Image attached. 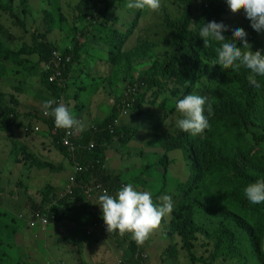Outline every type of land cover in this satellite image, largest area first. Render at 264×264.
Masks as SVG:
<instances>
[{"label":"trees","instance_id":"obj_1","mask_svg":"<svg viewBox=\"0 0 264 264\" xmlns=\"http://www.w3.org/2000/svg\"><path fill=\"white\" fill-rule=\"evenodd\" d=\"M20 2L27 3L28 7L35 10L32 0H20ZM40 2L43 4L44 31L35 30L32 45H24L19 51L14 52L0 39V80L16 73L13 68L25 75H32L35 71L40 72V86L35 94V101L42 100L43 106L45 101L64 99L70 82L71 85L78 84L75 76L80 73L83 67L81 64L84 62L88 65L91 57L86 55L81 59L84 50L78 43L70 44L80 35L88 40L89 46L93 43H101V46H104L102 49H106L109 53L110 63L114 65L115 70L119 67L126 69L124 77L128 76L135 65L142 67L139 90L133 96L131 95L134 101L131 118L138 116L136 123L141 119V106L146 101L148 93L163 87L165 81H171L177 85L178 88L173 92L175 97L190 92L196 81L205 73L201 71L200 66L217 61L216 48L220 45L213 41L210 47L205 48L203 38L199 36L205 23L216 21L225 24L228 31L223 34L227 39H232L233 29H244L248 42H252V50H260L264 54V47L255 36L250 24L241 23L235 27L231 25L237 22V18H240L242 22L246 20V17L243 9L233 13L228 7L227 0H179L182 5L181 15L176 19H171L165 25L169 41L164 39L149 44L130 46H126L129 36L135 35V40H138L139 36L142 38V34L139 35V31H142V26H139L141 10L133 13L132 19L127 22V28L130 29L127 32L117 26L121 24V21L117 19L119 16L115 9L118 7L125 11L128 0H79L73 10L72 23H70L71 20L63 17L62 13H58L61 0H40ZM69 6L73 5L69 4ZM0 10L13 16L14 23L25 27L24 20L14 12L13 0H0ZM55 29L63 32V38L59 37L56 41L47 38V35ZM2 33L7 40H10V33L7 31ZM59 43L64 46L61 47ZM159 44L168 49L167 54L162 58H156L154 54V49ZM81 46L86 48L87 45L83 43ZM55 49L62 53V64H64L61 66L64 73L62 87L57 82H49V76L55 72V69L48 66L45 70L42 67L48 65ZM23 54L35 56L37 61L33 62ZM68 55L72 59L70 63H65ZM7 67L12 69L5 73ZM215 70L220 71L221 74L217 85L212 87L209 93L212 113L209 115L207 112L206 114L210 128L203 132V138L193 137L180 129L173 134L158 136L149 143V146L157 148L158 152L153 151L149 161L144 162L133 173L113 174L105 167L106 153L116 138L124 133L128 137L123 142L129 143L137 131V124L122 127H119L120 124H115L122 117L121 102H123L126 89L122 92V98L116 102L108 118L89 128V131L81 132L76 143L84 147L94 142V147L90 150L84 148L79 150L74 159L62 144L63 132L55 126L54 117L46 116L43 111L34 115L33 117L43 124L47 134L52 136L54 147L64 158L72 165L78 163L83 167V172L77 178L81 187L75 189L73 196L61 199L62 208L51 207L49 209V213L55 215L52 221H58L59 216L66 213L68 202L73 199L90 214L89 217L93 219V222H104L102 211L93 212L91 202L86 201L85 192L92 182L102 183L109 192L116 193L123 185L143 180L145 173L156 172V176L149 177V181L158 180L157 189L151 194L152 197L158 198L164 193L166 185L168 155L171 151L179 150L189 164L190 180L181 185L182 198L172 213L171 231L180 239L181 249L187 253L189 260L192 263L217 264L224 257H230L239 258L243 264H249L241 250L242 243L246 241L253 250L257 264H264L262 249L264 206L251 204L244 195V189L249 184L264 179V119L258 120L257 117L258 112L264 107V102L260 97V93L264 92V77H257L261 87L255 88L249 83L247 79L249 72L244 67L239 70H220L219 67H215ZM153 96H159V92L156 90ZM5 101L7 97L0 92L1 123L4 125L3 129L11 130L13 120L19 116L18 110L11 105L15 103L17 107H20V103L14 97L10 98V104ZM128 101L131 100L128 99ZM167 103L168 101L164 100V105ZM17 126L22 127L20 122ZM55 128L58 129L56 133ZM94 128H97L96 132ZM203 178L211 179L216 190H223L222 199L212 198L211 194L215 195V193L209 191L206 184L202 183ZM36 189L39 201L32 197L30 199L36 205L35 209L46 211L47 204L58 197L54 194L56 190L53 188ZM224 199L230 207L222 204ZM199 213H204L217 221L218 226L212 231L208 230L197 220ZM114 234L119 235L118 231ZM199 234L212 242V250L208 257L196 253ZM242 236L244 239L239 245V237ZM121 238L129 245L123 255V261L129 264H144L142 245H137L131 239L130 234L126 233ZM5 241L4 236H1L0 264H20L11 256V244ZM172 247L173 251H168L167 259L169 260L177 258L179 254L177 242L173 244L172 240Z\"/></svg>","mask_w":264,"mask_h":264},{"label":"rangeland","instance_id":"obj_2","mask_svg":"<svg viewBox=\"0 0 264 264\" xmlns=\"http://www.w3.org/2000/svg\"><path fill=\"white\" fill-rule=\"evenodd\" d=\"M19 1V0H18ZM71 1V2H68ZM79 0H61L60 9L58 13H62L68 20L72 19V15H74V8L76 7V3ZM34 3V9L42 8L43 4L40 0H32ZM69 4L73 5L72 7ZM162 7L159 11H151L147 8L145 9H129L125 8H115L117 12V19H119L121 24H118L120 28L125 29L127 32L130 30L127 28V22L132 19L133 13H137V10H141L140 16L141 19L139 21V26H142V31H139V35L142 34V38L138 37V40L134 39L135 35L129 36L126 40V46L130 45H140L142 43L149 44L153 41H161L166 40L169 41V35L165 30V25L171 19H176L181 15L182 5L179 0H161ZM27 13L22 14V7L16 9V12L20 15V17L26 19L27 26L26 28L29 30L26 32L24 27L19 25H14L12 17L8 13H3L0 11V37L5 41L6 39L3 37L2 32L7 31L10 33V41H6L7 45L13 50L19 49L23 47L22 42L27 41L31 42L32 40V21L34 18L33 9L26 7ZM124 12V14H123ZM231 14V13H230ZM232 15V14H231ZM2 22L4 24H2ZM40 23V20L38 21ZM72 23V20L71 22ZM228 23V22H227ZM241 23L250 24V21L247 19L241 22L240 18H237V22L231 24L233 26L240 25ZM251 25V24H250ZM121 29L122 31H125ZM254 30V29H253ZM255 32V36L262 43L264 47V32ZM18 37V38H17ZM59 37L63 38L62 31H53L47 35V38H51L52 40H58ZM78 45L84 50L83 57L89 55V57L95 59L93 61L92 66L90 68L88 65L81 64L82 69L80 73L75 76L77 81V85H72L69 91L64 97L66 101V106H68L75 117L81 120L85 128L83 132L89 131V128L92 126L98 125L100 122L104 121L108 118L113 110L116 102L122 98V92L127 89L129 86H134L136 88V92L138 91V86L141 83V66L135 65L133 70L125 76L126 69L119 67L115 70V67L112 63H110L109 53H107L104 46H101V43H93L91 46L88 44V40H85L83 36L75 38L70 42L71 45ZM85 43L87 46L84 48L81 44ZM252 45V42H249ZM62 47L64 46L62 43H59ZM239 46H242L240 43ZM86 50V51H85ZM168 52V49L162 45H157L154 49V54L156 58L164 57ZM28 58H36L35 56H24ZM91 58H89L91 60ZM214 64V63H213ZM209 63L202 64L200 66L201 71L205 73L196 81L195 86L191 89L190 92L185 94H181L178 97L173 95V92L176 90L177 85L171 81H165V85L159 89H155L150 92L146 96V101L143 102L141 106V119L136 123L138 116L131 118L132 111V103L129 111L126 116L122 117L119 127L123 125L133 126L137 124V131L135 137L129 141V143H124L128 137L124 133H122L116 140L110 145L107 153H106V163L105 167L108 171L113 174H120L124 172H136L144 162H148L152 157L153 151L158 152L157 148H152L149 146V143L152 139L161 136L163 134H173L176 130H179L175 125V120L181 118L179 113L176 112L175 105L178 100L183 99V97L187 94H198L202 96L208 97L209 102V93L212 87L217 85L218 77L221 74L220 71H216L215 67H219L220 70L222 67L219 64L213 65ZM16 71L14 74H10L7 78L3 79L4 81L7 79V83L3 86L2 90L6 93L14 91L17 93L18 91L23 94V104L20 103L18 111L21 109V112L25 114V119L21 122V125L24 129V136L18 137L14 136L13 139L16 140L10 141V144L6 145L10 148V152L3 149L2 143L5 142V137L0 146V192L4 195L10 194L12 190L15 189H24L26 192L25 198H29V211L32 213L36 208V205L32 202L30 197H35L38 192H35L36 188L41 189H50L53 188L57 190L59 193L64 188V185L67 184L70 176L74 173V168L72 164L65 158H62L60 161L55 158L56 152L52 157H45L44 154L40 153L38 150L31 149V145L36 148L38 143H32L31 138L38 137L44 140V145L46 148L56 149L53 145L52 139L46 132V129L43 127L40 121L35 119L33 116L39 112L44 110V106L42 105V100L32 101L31 103H26L25 101L33 99L35 94L39 91L40 86V72L35 71L32 75H25L18 71V69L13 68ZM9 73V72H8ZM80 87V89H78ZM1 90V89H0ZM159 92V96H153L155 91ZM77 94V97H75ZM21 95H18L20 98ZM260 97L264 102V92L260 93ZM164 100H167L168 103L164 105ZM122 101V100H121ZM124 101V98H123ZM132 101V100H131ZM122 108H123V102ZM38 106L39 111L34 110L31 107ZM207 111H205V115ZM258 120L264 119V107L257 114ZM257 120V121H258ZM164 121H166V126ZM17 125V123H16ZM97 128H94L96 132ZM2 129L0 132H9L10 130ZM80 132H77L79 134ZM4 135V134H3ZM200 138H203V133L197 135ZM43 145V144H42ZM151 147V148H149ZM47 154L51 152V150L47 151L43 149ZM56 151H58L56 149ZM59 152V151H58ZM160 153V152H159ZM59 155L62 154L59 152ZM162 155V153H161ZM169 162L167 164V176H166V185L164 189V193L161 195H168L172 198L173 202V211L177 204L179 203L181 196V185L186 184L190 180V167L189 164L184 160L181 151H171L169 153ZM63 157V156H62ZM62 163H59L61 162ZM141 172V171H140ZM139 173V172H137ZM155 173H145L143 180H140L137 183H134L133 186L138 191H148L152 194L157 189L158 180L149 181V177H155ZM147 182H150L147 184ZM202 183L206 184V187L209 191L214 192L211 194L212 198L223 197V190H216L212 185L211 179L203 178ZM35 187V189H34ZM221 191V192H220ZM111 195H115L116 193L110 192ZM155 198L152 197L154 203H160V197ZM3 198V195H2ZM99 198V197H98ZM97 200V199H96ZM96 200L94 202H96ZM98 203V201H97ZM95 204L93 212H101L100 206ZM224 206H229L224 199L222 201ZM261 206H264V203H259ZM75 209L72 210L73 220L77 225H88L85 222V219H89L88 222L93 219L86 214L76 205L73 204ZM92 207V206H91ZM230 207V206H229ZM99 209V210H98ZM35 209L34 211H36ZM93 210V207H92ZM173 211L165 218L162 219V228L160 232L158 229L154 230L150 233L149 237L145 240L142 245L143 252L142 258L144 260V264H201V263H192L187 253L181 249V242L175 234L170 233L172 227V213ZM0 212H2L0 210ZM30 214V213H29ZM28 214V215H29ZM19 213L15 215L14 212L8 213L3 218L2 213H0V227L5 224L9 225L10 222L14 223L16 220H20L23 222L25 216ZM28 217V216H27ZM10 220V221H9ZM197 220L207 227L208 230H214L218 225L217 221L212 220L210 217L206 216L204 213H199L197 216ZM7 222V223H6ZM97 224V223H96ZM23 226L24 237L26 238H34V234L38 233V228L34 227L28 230ZM58 229V234L55 233V237L59 239L60 244L65 248L73 249V246H69V232L66 228ZM54 232V230L50 231ZM4 236L5 239H14L16 237V233H11L9 228H2L0 231V237ZM107 239L109 241L115 242L118 246L108 247L104 250L105 246L98 243V245L94 244V248L91 247L89 250V254L93 255L94 258L92 261H88L89 264H108L110 258H112L113 263L115 262V257L123 258V255L128 250L126 248L125 241L119 235L114 233L107 235ZM243 236L239 237V245L243 240ZM98 241L102 242L105 245H108L104 239L98 238ZM172 240L177 242L179 250V254L177 258L167 259L168 251L172 250ZM28 239L25 240V244H28ZM12 249H15L13 245V241L9 240ZM175 246V245H174ZM249 243L244 241L241 246L242 253L245 255V260L249 264H257L255 257L253 256V250L249 247ZM264 252V243L262 246ZM121 252H120V251ZM212 250V242L208 240L202 234L198 235L196 242V253L198 255H203L208 257L209 252ZM18 258L22 257L23 261L25 258L21 253L17 251ZM124 259V258H123ZM71 259L69 257L64 258V264H70ZM101 262V263H100ZM125 264H129L128 262ZM217 264H243L239 258H230L224 257Z\"/></svg>","mask_w":264,"mask_h":264},{"label":"clouds","instance_id":"obj_3","mask_svg":"<svg viewBox=\"0 0 264 264\" xmlns=\"http://www.w3.org/2000/svg\"><path fill=\"white\" fill-rule=\"evenodd\" d=\"M13 3H14V12L20 19L24 20L25 27L21 26L20 24L14 23V18L13 16H11L14 25H19L21 27H24V30L28 32L29 30L26 28L27 26L26 19L20 17L18 12H16L17 8L22 7L21 13L26 14L27 13L26 7H28L27 3L20 2V0L19 1L13 0ZM227 4L233 13H237L241 9H243L245 17L248 21H250L251 27L254 29V31L264 32V0H227ZM161 7H162L161 0H128L127 3V8L129 9L147 8L151 11H159ZM0 11L3 13H8L2 10ZM31 12L35 13L34 14L35 19L33 18L31 25L32 40L31 42H27V41L22 42L23 46L33 44V35L35 33V30L44 31L43 28L44 25L42 20L43 19L42 8L41 10L35 9L32 10ZM36 20L38 21L40 20V23L39 22L36 23ZM2 24L4 23L2 22ZM55 31H60V30L55 29ZM226 31H228V28L225 24H223L222 22L218 23L216 21H211L205 23L199 32V36L203 38L205 48L210 47L211 42L213 41L217 42L220 45L219 47L216 48L218 59L213 65L219 64L222 67V69H231V70H239L241 67H244L249 72V75L247 77L249 83L255 88H260L261 84L258 81L257 77H264V54H262L260 50L257 51L252 50V45L248 42L247 33L245 32L244 29L242 28L233 29L232 39H227L225 37L223 33ZM3 37L5 38L4 35ZM0 39L4 42L5 45H7V43H5L6 41L7 42L10 41L7 40L6 38L5 41L1 37ZM238 43H241L242 46H238ZM19 49L13 50L12 48L14 52L19 51ZM54 51L61 53V51L56 49L53 50V52ZM23 56L26 55L23 54ZM51 60H52V56H51ZM50 62L48 63V65H43L42 67L45 70L47 69L48 66L50 68L52 67L55 69V72H53L49 76V79L57 71H61L62 75L58 78L57 81L54 82H57L58 84L60 82L61 83L60 86L62 87L63 84L62 79L64 73L61 66L63 64H61L60 66H55V65H51ZM11 69H12L11 67H7L5 73ZM49 82L54 83L51 82L50 80ZM138 90H139V86H138ZM134 94H136V88L134 86H129L124 91L122 117L126 116L127 114V113L124 114L126 105L129 104V107L127 108V112L129 111V108L131 106L130 103H132L133 105L134 101L131 95L133 96ZM4 95L6 96L5 93ZM128 99L132 101L129 102ZM7 101L10 102L9 99H7ZM54 101L49 100L44 102L45 110H43V113L46 116L51 115L54 117L55 126L58 129H61V132L62 129L68 130L71 133L80 132L79 134H77L75 138V142H76V139L80 136L81 132L85 128L84 123L75 117L71 109L68 106H66L64 99H63L64 103H59L55 107H53V104L55 103ZM175 108H176V112H178L181 117L175 120V125L180 130L189 133L191 136L194 137L199 134H202L206 129L210 128L208 116L205 115V111H207L209 115L212 113V105L211 103L208 102V97L198 94H187L183 97V99L177 101ZM120 120H117L115 124L119 125L118 123L120 122ZM0 122H1V117H0ZM164 123L166 126V121H164ZM57 128H55V133L58 132ZM49 137L52 139V136ZM62 138H63V134H62ZM92 143L94 147V142ZM89 145L82 147L84 149L90 150ZM77 165L79 164L76 163L75 165H72L74 168V172ZM78 176L79 175H77V178ZM69 180L67 184L64 185V188L60 193L57 190L54 192V194L58 195V197L56 200H53L52 202L47 204L48 209H46V211L33 210L32 213L30 212V214L26 219V223L28 225L40 226L43 229L46 228L39 224H32L31 217L36 213H48L49 215H54V213H49V209L51 207L57 209L55 202L57 200L61 201V199L63 198L66 199L74 195V194L69 195L66 193ZM92 183L101 184L103 186V184L99 182H92ZM79 187L81 186L78 185L77 187H75V189ZM103 187L107 191H105L104 194L102 195L95 194L94 198L91 200H95L96 197L99 196L97 204L100 206V209L102 211V219L106 225V230L108 231L105 234L108 233L112 234L117 231L121 237H123L126 233L130 234L131 239L135 241L137 245H143L145 240L149 237L150 233H152L154 230L158 229L161 226L162 219L167 217L173 211L172 198L168 195L161 196L159 198L160 203L156 204L154 203L150 192L138 191L134 188L133 184L131 183L123 185L116 192L115 195H111L108 189L105 186ZM75 189H74V193H75ZM61 194L63 195L61 196ZM85 194H87V192H85ZM244 195L251 204L264 203V179H260L254 183L249 184L244 189ZM32 198L34 200L37 199V201H39L38 194ZM91 200L88 199V197H86V201L91 202V206H94ZM52 222L53 221L51 220V223ZM170 233L173 236L172 231ZM119 260H121L123 264H125L123 258ZM117 262L118 260L115 262V264H117Z\"/></svg>","mask_w":264,"mask_h":264},{"label":"crops","instance_id":"obj_4","mask_svg":"<svg viewBox=\"0 0 264 264\" xmlns=\"http://www.w3.org/2000/svg\"><path fill=\"white\" fill-rule=\"evenodd\" d=\"M82 58H84L83 55L81 59ZM30 59L33 62L37 61V57L30 58ZM93 61H95V59L93 58H91V60H88L89 68L90 66H92ZM6 83H7V79L5 81L2 79L0 80V89H1L0 92L3 94L5 93L7 99L10 100L11 97H14L15 100H18L19 103L22 102L21 104H23V101L25 99H23L22 101V98H23L22 92L18 91L17 93H15V90H14V91L6 93L2 90L3 86H5ZM71 86L72 85L70 82L69 87H67V92L69 91ZM18 95H21L20 98H18ZM33 100L35 101V96L33 97V99L31 97V99L25 102L31 103ZM5 102L10 104L9 101H5ZM11 106L13 108L19 109V107H17L15 103H13ZM31 108H33L34 110H41V109H38L37 104H36V107H31ZM18 113H19V116L15 117V119L12 122L13 123L12 129L9 132H3V131L0 132V146L5 137L6 138L5 142L2 143V145H3V149L8 152H10V148H8V146L6 145L10 144V141H14V142L16 141L13 139V137L14 136L22 137L25 134L23 127L17 126L18 122L21 123L24 121L25 114L21 112V109L18 111ZM3 127L4 125H2V123L0 122V130H2ZM30 141L32 143H38L36 145V148H34V146L31 145V149L38 150L40 153L44 154L45 157H52L54 156V153L56 152L57 154L55 155V158L57 160L60 161L62 158H64L63 155H62L63 157L59 155V152L56 151V149L46 148V145H44L43 139L33 136ZM43 149L47 151L51 150V152L47 154ZM59 163H62V161ZM35 192H38L37 189H35ZM2 195H3V198H2ZM25 195H26V192H24V189L23 190L21 189L12 190V192L7 195H4L0 192V210L2 211L0 213H2L3 218H5V215L11 212H14L15 215H18L19 213H21L25 216V219L27 218L28 214L30 213L29 211L30 202H29V198H25ZM62 195L63 194H61V196ZM98 197L99 196L96 197L97 200L95 199L96 202H94L95 200H91L94 206L98 201ZM55 203H56L57 209L63 207V204L61 203L60 200H57ZM73 204H76L86 214V216H90V214H88L86 210L83 209V207L77 201L70 199L68 202L66 213L63 215H60L57 222L50 223L45 229H43L40 226H30L26 223V220H24L23 222H21L20 220H16L14 223L10 222L9 225L5 224L4 226L0 227V231L2 230V228H5V229L9 228L11 233H16V237H14V239H9L13 241V245L15 246V249L10 250L11 256L14 257L15 260L19 262L20 264H64L65 257H69L71 259L70 264H89L88 261H92L94 258L93 255L91 256V254H89V250H91V247L94 248V244L98 245V243H100L101 245L105 246L103 249L105 250L107 248L108 251H109L108 247L112 248L114 246H117L115 242H111L109 241L110 239H107L108 237L106 236L109 235V233L108 234H105V233L88 234V230L95 223L93 222V220L88 222L89 219H85V222L88 223V225H77L75 221L73 220V216H72V210L75 209L73 207ZM94 206H92L93 211H95ZM22 224H24L25 225L24 228H27L28 230L34 227L38 228V233L34 234L35 239L24 237L23 233H25V231L23 232V226H21ZM57 228H61V229L66 228L69 231L67 232L70 237L69 246L70 245L73 246L72 250L69 248H65L64 245L62 246L60 244L59 239L54 236L55 233L58 234ZM161 228H162V222H161V226L158 228L159 232ZM52 230H54V232H50ZM98 238L104 239L108 245H105L102 242L98 241L97 240ZM26 239L29 240L28 244H25ZM9 240L6 239L5 242L10 243ZM126 248H129V245H126ZM17 251L21 253V255L24 256L25 261H23L22 257L18 258ZM112 258H110L108 264L113 263L114 258L113 260ZM115 259H116L115 260L116 262L117 260L121 259V257H115Z\"/></svg>","mask_w":264,"mask_h":264},{"label":"built area","instance_id":"obj_5","mask_svg":"<svg viewBox=\"0 0 264 264\" xmlns=\"http://www.w3.org/2000/svg\"><path fill=\"white\" fill-rule=\"evenodd\" d=\"M71 59L72 57L68 55L65 59V63H70ZM62 63H63L62 54L60 52L54 51L50 64L55 65V66H60ZM61 75H62V72L57 71L53 76L50 77L49 80L51 82L57 81ZM59 85H61L60 82H59ZM54 102L55 103L53 104V107L57 106V104L59 103H64L63 99H56ZM128 107H129V104L126 105L124 114L127 113ZM62 132H63L62 144L69 150L72 157L75 158L77 151L83 148L81 145L75 142L77 132L71 133L68 130H64V129H62ZM92 147H93V143L91 142L89 145V149H92ZM82 171H83V167L80 165H77L75 168L74 174L70 177L69 184L66 189L67 194L69 195L74 194L75 187L79 185L77 182V175H79ZM105 191L107 190L101 184L92 183L87 189V197L88 199L91 200L94 198L95 194L102 195L104 194ZM54 219H55V215H49L48 213H36L31 217V223L39 224L43 227H47L51 223V220H54ZM106 232L108 231L106 230V225L104 222H98L97 224L95 222L88 230V234L106 233ZM117 264H123V262L121 260H118Z\"/></svg>","mask_w":264,"mask_h":264}]
</instances>
